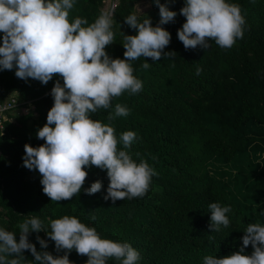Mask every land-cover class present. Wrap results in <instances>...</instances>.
Returning <instances> with one entry per match:
<instances>
[{
  "label": "trees",
  "instance_id": "1",
  "mask_svg": "<svg viewBox=\"0 0 264 264\" xmlns=\"http://www.w3.org/2000/svg\"><path fill=\"white\" fill-rule=\"evenodd\" d=\"M103 1L75 0L69 21L79 17L93 23L103 12ZM114 2L115 42L105 51L113 59H124L121 32L136 34L125 18L135 14L138 22L149 18L156 26L159 7L153 0ZM140 2H146L150 9L137 14L134 7ZM227 2L240 6L245 18L243 39L230 49L209 41L207 49L185 50L177 37L186 21L180 14L185 0H160L177 13L173 21L162 26L171 34L164 51L176 55H162L157 61L143 57L131 61L142 90L134 95L125 92L112 100L109 109L90 115L109 123L116 104L130 110L127 116L115 117L111 126L118 139L123 132L136 133L129 148L120 143L118 149L127 151L137 163L145 160L156 172L142 198L115 204L106 201V170L92 166L85 169L88 175L79 195L52 202L42 191L39 172L23 166L24 145L44 143L36 133L46 124L53 106L51 89L57 80L63 85V80L54 76L45 85L16 77L15 68L0 70V101L13 95L33 105L25 113L18 108L6 112L3 122L0 229L13 232L19 241V225L31 217L40 219L44 230L30 232L29 242L38 252L47 251L54 257L65 252L56 251L47 231H51V220L65 215L94 227L103 239L131 244L140 253L137 264H203L205 256L221 258L239 251L248 224L264 226V0ZM2 38L0 33V45ZM145 62L150 64L148 69L142 68ZM97 180L102 183L101 191L85 194L83 189ZM210 203L232 209L227 213L229 226H221L218 232L210 228ZM37 236L46 241L47 248L41 247ZM252 251L249 245L244 254ZM23 255L21 264H39L30 251ZM68 258L72 264H86L88 259L75 250ZM107 264L119 262L109 260Z\"/></svg>",
  "mask_w": 264,
  "mask_h": 264
},
{
  "label": "clouds",
  "instance_id": "2",
  "mask_svg": "<svg viewBox=\"0 0 264 264\" xmlns=\"http://www.w3.org/2000/svg\"><path fill=\"white\" fill-rule=\"evenodd\" d=\"M153 3L159 7V23L152 26L149 18L138 22L135 14L127 16L124 22L136 34L121 32L124 59H113L105 51L115 42L111 13L102 12L91 24L79 17L70 22L75 0H0V70L15 68L16 77L45 85L54 76L63 80V85L57 80L51 89L53 106L46 124L36 133L44 143L38 147L24 145L23 166L39 172L42 191L52 202L79 195L88 175L85 169L92 166L106 170V201L115 204L147 194L156 172L145 160L137 163L127 151L118 149L120 143L129 148L136 133L126 131L118 139L111 126L115 117L127 116L130 110L116 104L114 114L108 116L109 123L91 119L90 115L109 109L112 100L125 92L134 95L142 90V81L133 74L131 61L141 57L157 61L162 55H176L164 51L171 34L162 26L173 21L177 13L160 0ZM180 14L186 21L177 37L185 50L198 46L207 49L209 41L221 49H230L244 37L245 18L240 6L227 0H185ZM149 67L147 62L142 65L143 69ZM200 71L198 68L196 74ZM101 189L102 183L97 180L83 191L93 195ZM208 208L212 230L218 232L221 226H229L230 206L210 203ZM19 228V241L13 232L0 229V264H21L25 250L39 264H72L68 254L73 250L88 258L86 264H107L109 260L137 264L140 260L139 251L131 244L103 239L94 227L86 226L75 216L50 221L47 235L57 252H65L63 256L38 252L29 242L30 232L44 230L40 219L28 218ZM244 233L239 251L221 258L205 256L203 264H264V226L250 223ZM37 241L47 248L44 239L37 236ZM249 245L253 251L245 255L244 249Z\"/></svg>",
  "mask_w": 264,
  "mask_h": 264
},
{
  "label": "built area",
  "instance_id": "3",
  "mask_svg": "<svg viewBox=\"0 0 264 264\" xmlns=\"http://www.w3.org/2000/svg\"><path fill=\"white\" fill-rule=\"evenodd\" d=\"M108 4V12L111 13V10L115 6V2L114 0H109ZM15 108H18L20 112L25 113L29 109H33V105L31 104V101L18 100L13 95H7L2 99L0 101V134L2 133L3 122L7 119L6 112Z\"/></svg>",
  "mask_w": 264,
  "mask_h": 264
},
{
  "label": "rangeland",
  "instance_id": "4",
  "mask_svg": "<svg viewBox=\"0 0 264 264\" xmlns=\"http://www.w3.org/2000/svg\"><path fill=\"white\" fill-rule=\"evenodd\" d=\"M108 0L103 1L102 6H101V10L107 11L108 12ZM150 9L149 5L146 2H140L138 3L135 7H134V11L138 14V13H143L146 12Z\"/></svg>",
  "mask_w": 264,
  "mask_h": 264
}]
</instances>
